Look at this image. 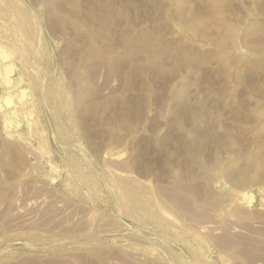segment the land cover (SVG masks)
I'll return each mask as SVG.
<instances>
[{"label": "rangeland", "instance_id": "rangeland-1", "mask_svg": "<svg viewBox=\"0 0 264 264\" xmlns=\"http://www.w3.org/2000/svg\"><path fill=\"white\" fill-rule=\"evenodd\" d=\"M0 264H264V0H0Z\"/></svg>", "mask_w": 264, "mask_h": 264}]
</instances>
